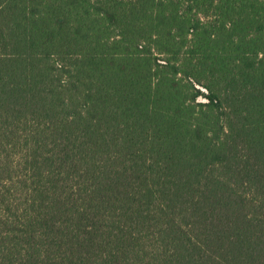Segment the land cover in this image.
Masks as SVG:
<instances>
[{
	"label": "trees",
	"instance_id": "1",
	"mask_svg": "<svg viewBox=\"0 0 264 264\" xmlns=\"http://www.w3.org/2000/svg\"><path fill=\"white\" fill-rule=\"evenodd\" d=\"M0 264H264V0H0Z\"/></svg>",
	"mask_w": 264,
	"mask_h": 264
}]
</instances>
